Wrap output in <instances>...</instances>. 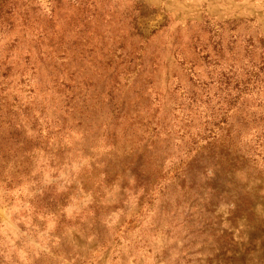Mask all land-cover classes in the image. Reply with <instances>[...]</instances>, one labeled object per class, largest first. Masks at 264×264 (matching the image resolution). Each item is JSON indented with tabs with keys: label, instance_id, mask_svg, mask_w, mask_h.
<instances>
[{
	"label": "rangeland",
	"instance_id": "rangeland-1",
	"mask_svg": "<svg viewBox=\"0 0 264 264\" xmlns=\"http://www.w3.org/2000/svg\"><path fill=\"white\" fill-rule=\"evenodd\" d=\"M2 60L0 264H264V0H0Z\"/></svg>",
	"mask_w": 264,
	"mask_h": 264
},
{
	"label": "trees",
	"instance_id": "trees-1",
	"mask_svg": "<svg viewBox=\"0 0 264 264\" xmlns=\"http://www.w3.org/2000/svg\"><path fill=\"white\" fill-rule=\"evenodd\" d=\"M6 63L8 62H6L5 60H2L0 63V77L2 79L6 78L5 83H9L11 79L10 77L11 75L8 73V65H5ZM0 82H2V80H0ZM1 90L2 89L0 88V92ZM71 100H72L71 98L68 99V102H70ZM0 106H1L0 108V150H2L3 152H11L13 151L12 150L13 148H16L19 151L26 150L27 148L26 140L24 141L20 139L18 137L19 132L17 130L16 131L14 130L16 129L14 128L15 127L14 123L15 121H17L16 116L14 114V107H9V105H7L6 103L1 104ZM80 112L86 113V107L80 110ZM3 116H5L6 118H3ZM63 127L64 125H61L60 131L64 129ZM17 128L19 129V127ZM16 149H14V151H16Z\"/></svg>",
	"mask_w": 264,
	"mask_h": 264
}]
</instances>
